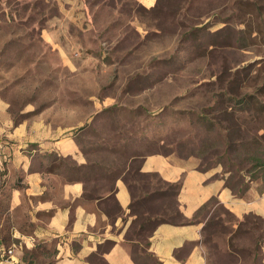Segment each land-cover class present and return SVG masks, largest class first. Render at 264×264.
Returning <instances> with one entry per match:
<instances>
[{
    "label": "rangeland",
    "instance_id": "rangeland-1",
    "mask_svg": "<svg viewBox=\"0 0 264 264\" xmlns=\"http://www.w3.org/2000/svg\"><path fill=\"white\" fill-rule=\"evenodd\" d=\"M67 138L104 184L128 170L138 188L151 180L164 190L148 204L156 224L182 218L175 188L138 172L146 156L193 160L235 191L264 180V0H160L153 9L134 0H0V192L9 171L19 176L20 154L43 158L20 144ZM196 219L206 221L207 264H262L257 221L238 222L216 201ZM9 240L0 243L13 257L21 241ZM33 258L47 264L52 253Z\"/></svg>",
    "mask_w": 264,
    "mask_h": 264
},
{
    "label": "crops",
    "instance_id": "crops-1",
    "mask_svg": "<svg viewBox=\"0 0 264 264\" xmlns=\"http://www.w3.org/2000/svg\"><path fill=\"white\" fill-rule=\"evenodd\" d=\"M134 1L153 9L160 0ZM20 147L25 154L30 150L43 158L38 161L20 154L19 160L13 161L21 166L16 180L8 169L10 184L0 192V240L5 246L10 237L21 242L15 246L14 256L0 264H45L33 258L41 250L52 253L47 264H97L98 258L104 264H207L202 244L206 221L193 218L212 199L238 222L251 215L264 222L263 179L235 191L216 171L200 170L193 160L146 156L138 172L175 188L182 218L179 223L153 225L155 213L148 204L164 190H156L151 180L139 183L138 188L125 170L110 185L104 184L100 174L91 176L89 172L96 167L73 139ZM6 151L2 149L1 154ZM50 156L67 160L71 168L52 166L46 161ZM31 163L41 168L31 170ZM94 182L98 183L96 189L91 188ZM140 203L146 205L142 214ZM149 218L150 229L138 232L139 225ZM261 253L264 264V243Z\"/></svg>",
    "mask_w": 264,
    "mask_h": 264
},
{
    "label": "trees",
    "instance_id": "trees-1",
    "mask_svg": "<svg viewBox=\"0 0 264 264\" xmlns=\"http://www.w3.org/2000/svg\"><path fill=\"white\" fill-rule=\"evenodd\" d=\"M212 201H214L213 199L210 201V202H212ZM207 206V205H206ZM206 206H204L203 208H201L200 209V212H202V210L203 209H205V207ZM200 212H198V215L200 214ZM180 215V214H179ZM196 217H197V215L193 218V221H197V219H196ZM246 220H248V219H252V220H255V221H257L258 222V224H259V226L262 228H264V222L260 219V218H258V217H256V216H247L246 218H245ZM156 220V219H155ZM153 221V225H157L156 224V221ZM151 224H152V220L149 218L147 221H144L143 223H141L140 225H139V231L138 232H143V231H148L147 230V228L149 227V229H150V226H151ZM206 226V225H205ZM205 226H204V230H205ZM149 259H151L152 260V258L150 257V256H147ZM137 261V260H136ZM155 263V262H154ZM156 264V263H155Z\"/></svg>",
    "mask_w": 264,
    "mask_h": 264
},
{
    "label": "built area",
    "instance_id": "built-area-1",
    "mask_svg": "<svg viewBox=\"0 0 264 264\" xmlns=\"http://www.w3.org/2000/svg\"><path fill=\"white\" fill-rule=\"evenodd\" d=\"M11 252H12L11 250H6L0 243V258L7 257L11 259L12 258V256H10Z\"/></svg>",
    "mask_w": 264,
    "mask_h": 264
}]
</instances>
